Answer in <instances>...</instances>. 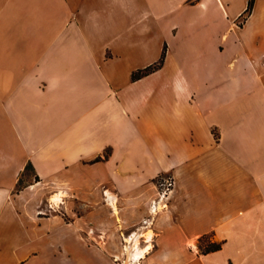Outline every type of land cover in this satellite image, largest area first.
I'll list each match as a JSON object with an SVG mask.
<instances>
[{
    "label": "crops",
    "instance_id": "1",
    "mask_svg": "<svg viewBox=\"0 0 264 264\" xmlns=\"http://www.w3.org/2000/svg\"><path fill=\"white\" fill-rule=\"evenodd\" d=\"M247 3L0 0V264H264V0L239 25Z\"/></svg>",
    "mask_w": 264,
    "mask_h": 264
},
{
    "label": "trees",
    "instance_id": "2",
    "mask_svg": "<svg viewBox=\"0 0 264 264\" xmlns=\"http://www.w3.org/2000/svg\"><path fill=\"white\" fill-rule=\"evenodd\" d=\"M253 2L254 0H248V3H247V7L245 9V13H249L252 9V6H253ZM246 19V16L245 15H242V21ZM242 21L239 22V25L242 24ZM164 56H165V48L163 50V53L161 55V57L159 58V60L151 65H148L144 68H140V69H137V70H134L132 73H131V80H136V79H139L141 78L142 76L144 75H147L151 72H153L154 70L158 69L161 65H162V62L164 60ZM109 155V149H106V151L104 152L103 154V158H107ZM99 158H102V157H97V159ZM25 170H32V165L30 163H27V165L25 166ZM23 183H22V177H19L18 178V181L16 183V190H19L23 187ZM205 237V235L201 236L199 238V241L201 242L202 239ZM201 245V244H200ZM202 248V247H201ZM221 248V242H210L209 244H205L204 247L202 249H200L201 253H207V252H210V251H215V250H218Z\"/></svg>",
    "mask_w": 264,
    "mask_h": 264
},
{
    "label": "rangeland",
    "instance_id": "3",
    "mask_svg": "<svg viewBox=\"0 0 264 264\" xmlns=\"http://www.w3.org/2000/svg\"><path fill=\"white\" fill-rule=\"evenodd\" d=\"M247 14H248V13H245L244 15L247 16ZM241 21H242V18H240V21H239V22H241ZM31 171H32V170H27V171H26V175H27V176H22V183H24L26 180L30 179ZM157 180H158V179H157ZM166 180H169V181H170V178H168V177L165 178V179L163 180V182L160 183V185H161L162 183L164 184V181H166ZM161 187H162V186H161ZM210 242H220V241H218V240L216 239V237L214 236L213 233L206 234L205 237L202 239L201 242L198 240V243H197L198 251H201L200 249H202V248L204 247L205 244H209ZM200 244H201V245H200ZM201 247H202V248H201ZM136 248H137V247H135V248H131V249H127V253H128L129 251H132V250L134 251Z\"/></svg>",
    "mask_w": 264,
    "mask_h": 264
},
{
    "label": "built area",
    "instance_id": "4",
    "mask_svg": "<svg viewBox=\"0 0 264 264\" xmlns=\"http://www.w3.org/2000/svg\"><path fill=\"white\" fill-rule=\"evenodd\" d=\"M161 186L163 187V191L159 198L161 197H167L168 192L170 191V188L172 186V181L166 180L164 181V184L162 183ZM144 225H147V219L144 220Z\"/></svg>",
    "mask_w": 264,
    "mask_h": 264
},
{
    "label": "bare ground",
    "instance_id": "5",
    "mask_svg": "<svg viewBox=\"0 0 264 264\" xmlns=\"http://www.w3.org/2000/svg\"><path fill=\"white\" fill-rule=\"evenodd\" d=\"M149 237V236H148ZM144 255V250H137V248L133 251H129L128 253H127V256L130 258L131 256H137V257H139V256H141V255ZM142 255V256H143ZM131 259H133V258H131ZM139 260V259H138ZM126 264V263H125Z\"/></svg>",
    "mask_w": 264,
    "mask_h": 264
}]
</instances>
